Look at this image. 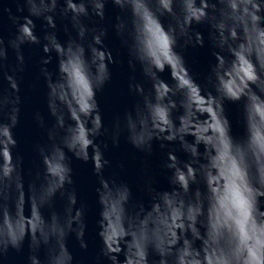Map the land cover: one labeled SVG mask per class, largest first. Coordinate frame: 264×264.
Here are the masks:
<instances>
[{"label":"clouds","instance_id":"1","mask_svg":"<svg viewBox=\"0 0 264 264\" xmlns=\"http://www.w3.org/2000/svg\"><path fill=\"white\" fill-rule=\"evenodd\" d=\"M114 3L130 13L119 17L116 24L129 45L130 63L139 61L152 82L147 91L141 82L130 84L142 100L125 116L128 139L149 152L155 139L177 142L188 159L181 160L170 150L165 165L172 170L174 187L151 189L150 207L131 205V187L102 175L108 161L96 142L104 131L96 93L111 79L109 63L114 57L103 46L106 29H91L83 17L93 13L103 17L105 0H64L62 6L60 0H17L18 13L26 7L27 14L7 8L17 31L8 44L0 36V62L7 58L10 45L16 50L17 67L22 69V45L42 42L44 52H56L59 74L54 76L47 67L51 55L44 56L47 103L55 121L48 129L50 143L39 148L42 180L26 192L12 153L17 143L13 127L19 120L20 83L15 70L6 73L16 94L0 95V109L9 106L8 119L0 120V252L10 246L19 249L29 234L30 264H73L66 243L70 232L87 247L83 239L85 210L77 205L75 190L67 187L73 182L70 151L83 160L91 159L101 174L99 235L102 252L111 264H264V164L259 163L264 160V0ZM58 7L64 15L70 14L76 29L67 42L54 30L43 37L35 31L34 17H43L55 29ZM165 14L171 16L167 25L161 18ZM194 22L209 25L216 57L209 73L214 92L202 88L177 50L181 38L185 44H204V34L192 28ZM166 68L171 70L174 84L160 76ZM225 100L244 101L246 134L242 138L232 135ZM177 110L179 114L174 115ZM37 117L43 122L39 113ZM118 135L117 131V142ZM5 148L8 160L3 155ZM249 153L258 162L256 167L249 161ZM6 164L10 165L7 172ZM13 185L15 211L6 202ZM58 192L67 197L64 211L46 217L42 208L50 206ZM29 200L40 212L34 223L26 222L32 215L25 212ZM42 243L50 245L46 261L37 254Z\"/></svg>","mask_w":264,"mask_h":264},{"label":"water","instance_id":"2","mask_svg":"<svg viewBox=\"0 0 264 264\" xmlns=\"http://www.w3.org/2000/svg\"><path fill=\"white\" fill-rule=\"evenodd\" d=\"M64 0H60L61 6ZM7 8L19 15L27 14L25 7L23 13H18L17 0H0V36L4 38L5 44L15 35L17 26L12 22ZM130 15L129 11L122 9L114 3V0H105V15L100 17L96 14L83 17L85 23L91 29H106L103 36L104 45L110 49L114 60L109 63L111 79L102 88L97 90V99L104 121V131L96 137V142L103 149L104 156L108 163L102 169V175L117 182H126L132 189L131 205L139 206L143 203L146 207L151 206V189L165 190L171 189L170 176L172 170L165 165L167 154L170 150H175L181 160L188 159V154L179 147L177 142L164 141L159 139L153 141L152 150L145 151L137 148L128 139L127 130L123 127L126 114L135 111L142 98L139 93L130 87L133 82L143 83L145 90L152 88V82L142 70L139 61L130 63L132 56L129 45L125 42L124 36L118 32L116 24L121 16ZM162 20L167 25L171 20L170 14L162 15ZM35 31L41 37L47 31L54 30L61 41L67 42L69 38L76 35V29L72 26L69 15H64L58 7L56 14L55 29H51L43 17H34ZM193 30L201 31L204 34V44H185L183 38L177 45L186 61L193 77L201 84L205 91H215L209 79L211 65L215 62L214 45L209 38V25L206 23H196L192 25ZM91 32L89 33V38ZM24 61L22 69L18 68L16 50L8 46V55L0 62V95L13 94L6 73L16 71L20 83L19 93L20 112L19 120L13 127V134L17 143L12 148L13 159L17 162L18 171L22 174L26 192L30 191V185L39 184L43 177L44 164L39 151L40 146L50 143L48 129L53 125L55 117L50 113L47 103L48 85L42 73V58L51 55L52 59L48 63V69L54 76L58 75V56L55 51L46 53L41 43L25 42L22 45ZM181 76L183 71L180 70ZM160 76L169 84H174L171 70L166 68ZM264 87V85H262ZM177 99H180L177 94ZM251 109V101H248ZM244 101L225 100V112L231 122V132L236 138H242L246 134V125L243 115ZM9 106L0 109V120L8 119ZM39 113L43 117V122L37 117ZM177 110L174 115H178ZM71 124V121H69ZM119 125V129H118ZM119 132L118 142L114 139V134ZM191 139V137H189ZM91 151V148H90ZM201 152L206 149L201 145ZM6 160L10 158L8 149L3 150ZM70 163L73 169V182L67 187L74 189L77 195V205L83 206L85 210L84 219L86 229L83 239L87 242V247H83L80 238L75 232H70L66 238V243L73 254V264H111V261L102 252V239L99 235V219L101 204L98 199L97 189L101 184L100 175L94 169V162L76 157L72 152H68ZM249 161L253 167L257 166V161L249 153ZM264 164V160L259 161ZM10 165L4 166V171H9ZM195 187V185H193ZM9 199L6 201L12 211H15V187L9 190ZM67 204V197L57 193L50 206H44L42 212L46 217H50L53 211L63 213ZM142 210V209H140ZM32 213L26 218V222H35L34 218L40 216L38 206L30 203L25 205V212ZM8 219V213H5ZM199 243V242H198ZM48 244H41L37 254L42 260L47 259L49 254ZM31 236H26L22 247L19 249L9 247L6 251L0 252V264H30ZM123 259V253L120 254ZM155 258V254H153Z\"/></svg>","mask_w":264,"mask_h":264}]
</instances>
